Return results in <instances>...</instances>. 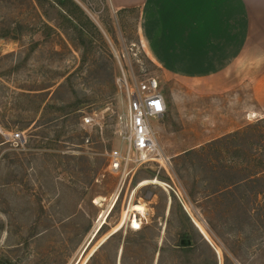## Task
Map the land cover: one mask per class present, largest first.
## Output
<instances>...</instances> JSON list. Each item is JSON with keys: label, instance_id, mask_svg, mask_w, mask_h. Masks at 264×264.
Wrapping results in <instances>:
<instances>
[{"label": "rangeland", "instance_id": "1", "mask_svg": "<svg viewBox=\"0 0 264 264\" xmlns=\"http://www.w3.org/2000/svg\"><path fill=\"white\" fill-rule=\"evenodd\" d=\"M60 1L0 0V264H84L134 204L141 227L130 211L90 264H184L183 237L196 250L186 264L211 257L192 216L219 264L225 250L235 264H264V116L246 112L250 85L219 92L220 79L168 76L139 40L136 11ZM122 67L159 81L168 108L153 126L166 168L109 169ZM17 131L26 141L11 140Z\"/></svg>", "mask_w": 264, "mask_h": 264}, {"label": "crops", "instance_id": "2", "mask_svg": "<svg viewBox=\"0 0 264 264\" xmlns=\"http://www.w3.org/2000/svg\"><path fill=\"white\" fill-rule=\"evenodd\" d=\"M109 2L117 14L137 12L139 40L168 76L220 79L219 92L249 84L246 112L264 116V0Z\"/></svg>", "mask_w": 264, "mask_h": 264}, {"label": "built area", "instance_id": "3", "mask_svg": "<svg viewBox=\"0 0 264 264\" xmlns=\"http://www.w3.org/2000/svg\"><path fill=\"white\" fill-rule=\"evenodd\" d=\"M117 84L123 92L126 111L119 115L121 146L107 153L109 169L117 174L131 173L149 163H158L166 168L171 158L164 151L153 119H161L167 111V102L157 78L140 79L129 75L121 68ZM85 124H92L93 117H83ZM15 143L26 141L22 131L12 133Z\"/></svg>", "mask_w": 264, "mask_h": 264}, {"label": "bare ground", "instance_id": "4", "mask_svg": "<svg viewBox=\"0 0 264 264\" xmlns=\"http://www.w3.org/2000/svg\"><path fill=\"white\" fill-rule=\"evenodd\" d=\"M149 183L158 184V183H160V181L158 179H151V180L150 179H144V180L141 181L139 187H142V186L147 185ZM186 209H188V208L186 207ZM130 211L133 213V216H132L131 220H129L131 222V227L133 229L140 228L141 227V222H140L137 214H143V215H145V208L142 205H140V204H134L132 207H130L129 212ZM127 214H126V216L124 214L123 219L120 221V223L118 225H116V227L113 229V231L110 232L109 234H107L106 236H104V238L99 242V244L96 245L92 249V251H90L88 257L84 261V264H86V262L88 261V259L95 253V251L98 249V247H100V245L103 244L110 237L111 234L118 232L125 225L126 220H127ZM105 217H106V214L103 213L101 215V223L104 221ZM192 218H193V221H194L195 225L199 229V231H201L202 233H204V235L208 239H210V236H209L208 232L205 230V228L203 227V225L197 219H195L193 216H192ZM218 252L220 254V251L219 250H218Z\"/></svg>", "mask_w": 264, "mask_h": 264}, {"label": "trees", "instance_id": "5", "mask_svg": "<svg viewBox=\"0 0 264 264\" xmlns=\"http://www.w3.org/2000/svg\"><path fill=\"white\" fill-rule=\"evenodd\" d=\"M73 0H61L60 2L62 4H66L67 2H72ZM250 126V125H248ZM253 128L252 126H250L249 129ZM245 131V130H242V132ZM241 131H238L236 132V134H240L242 133ZM263 170H264V159H263ZM117 203V201H116ZM116 203L114 204V207L116 205ZM114 207L112 208V210L114 209ZM115 234V233H114ZM113 236V234L108 238L110 239L111 237ZM185 238V237H183ZM106 242V241H105ZM104 242V243H105ZM103 243V244H104ZM203 243L206 245V247L209 249V251L211 252V257H202V256H199V259H198V256H197V259H196V264H219V260H218V256H217V253L215 252L214 248L208 243V241L206 239H203ZM181 245V243H180ZM127 247V243H124V251H125V248ZM182 249L185 250V262L184 264H186L187 262H190L191 261V255L193 253H195V246L193 245V243H191L190 245L188 246H183L181 247ZM97 251V250H96ZM95 251V252H96ZM97 252L94 253L91 257H90V260H88L86 264H90V262L95 258ZM224 259H225V263L224 264H235L231 258L229 257V255L227 254L226 250L224 252Z\"/></svg>", "mask_w": 264, "mask_h": 264}, {"label": "water", "instance_id": "6", "mask_svg": "<svg viewBox=\"0 0 264 264\" xmlns=\"http://www.w3.org/2000/svg\"><path fill=\"white\" fill-rule=\"evenodd\" d=\"M193 220V219H192ZM194 222V221H193ZM195 224V223H194ZM197 227V226H196ZM201 232V231H200ZM201 234L204 236V238L215 248V246L213 245L212 241L210 239H208L204 233L201 232ZM181 245L183 246H188L192 243L190 238H182L180 241ZM215 250L217 251V249L215 248Z\"/></svg>", "mask_w": 264, "mask_h": 264}]
</instances>
